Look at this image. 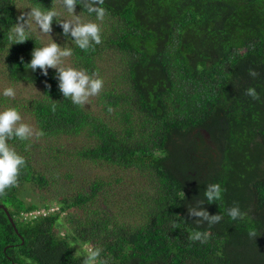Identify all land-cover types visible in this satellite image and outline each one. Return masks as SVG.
Instances as JSON below:
<instances>
[{"label":"trees","instance_id":"obj_1","mask_svg":"<svg viewBox=\"0 0 264 264\" xmlns=\"http://www.w3.org/2000/svg\"><path fill=\"white\" fill-rule=\"evenodd\" d=\"M88 2L75 9L100 23ZM60 3L0 0L1 74L38 87L0 103L44 133L8 141L26 166L0 196L20 235L0 210V264H83L87 246L102 249L107 264H264V0H105L102 43L87 51L71 28H57V15L61 50L73 51L65 65L104 81L84 106L62 96L56 69L44 76L26 67L46 46L35 21L23 44L8 39L30 6L61 12ZM249 87L259 100L245 95ZM213 183L222 198L202 207L223 219L198 227L188 209ZM29 187L45 195L40 205L25 203ZM234 204L243 219L227 215ZM53 205L45 217L21 219ZM197 230L206 243L189 239Z\"/></svg>","mask_w":264,"mask_h":264},{"label":"clouds","instance_id":"obj_2","mask_svg":"<svg viewBox=\"0 0 264 264\" xmlns=\"http://www.w3.org/2000/svg\"><path fill=\"white\" fill-rule=\"evenodd\" d=\"M57 3V0H56ZM77 0H63V4L67 8V13L72 14V20H65L61 23L63 32L67 34L71 28V36L75 38V45L83 51H87L94 45L102 43L101 24L94 21H84L81 16L74 15V10ZM105 0H89L85 8L89 14L94 13L96 21L103 22L106 17V10L103 7ZM58 11L53 8L48 11H43L39 4L30 6L27 13L22 12L16 18V22L9 29L8 39L12 44H23L29 39V31L26 28H31V21H35L40 31L47 34L51 31L50 25L53 18L58 15ZM34 30V29H32ZM73 55L72 49L65 48L61 50L57 44L48 42L46 46L36 47L31 53L30 63L26 65L32 72L37 68L41 70L44 76H47V69H56L58 73L59 89L64 98H70L74 105L84 106L89 102L90 97L100 94L103 89L104 81L99 77L97 71L91 75L84 69H76L65 65V60ZM23 63V58H21ZM249 75L255 77L258 75L254 70L249 69ZM50 89V85H45ZM3 96L14 98L16 93L12 87H7L3 90ZM245 95L250 96L253 100H259L260 96L257 91L249 87ZM53 102V111L55 110ZM108 112L113 109L109 106ZM39 138L44 135L42 131H36L32 126L23 122L20 112L14 107H7L0 111V196L6 195V190L18 186V180L21 175V169L26 166V160L19 155L14 147L10 146L8 141L16 138L20 141H28L33 136ZM30 145H26L27 151ZM224 189L219 183L209 184L204 191L205 199L197 200L196 207H189L188 215L197 217L195 225H200L205 222L209 226L218 224L223 216L220 214L209 215L203 210L205 201L212 204L222 198ZM199 208L200 210H197ZM227 215L232 219H243L245 213L241 211L238 204H234L227 209ZM22 219V217H21ZM24 220V219H22ZM251 237H256L255 232H250ZM189 239L206 243L208 233L203 231H194ZM102 249L98 247H89L88 255L83 261V264H107L106 260L100 259Z\"/></svg>","mask_w":264,"mask_h":264},{"label":"rangeland","instance_id":"obj_3","mask_svg":"<svg viewBox=\"0 0 264 264\" xmlns=\"http://www.w3.org/2000/svg\"><path fill=\"white\" fill-rule=\"evenodd\" d=\"M24 6H27V2L24 1ZM60 9L63 10L61 12H58V17L61 21H65V20H72V14L67 13V8L65 5L60 3ZM74 15L76 16H81V19L84 21H87L85 19V17L80 14L76 9L74 10ZM101 23V22H100ZM35 28H36V35L41 38V40L43 41V43L45 45H47L48 42H52L57 44L58 47H60L62 49V44H61V39H63V36L59 35L53 25H50L51 31L47 34H44L40 31L38 25L35 24ZM61 32L63 31V28L61 26L57 27ZM58 31V30H57ZM59 32V31H58ZM39 34V35H38ZM69 62L68 58L65 60V64ZM1 69H0V96H3V90L7 87H12L15 90V93H20V97H22L23 99L25 98H30L33 95H35L36 93H38V87L37 86H33V85H27V84H11L10 82H8L6 79L3 78L2 74H1ZM4 110V105L0 103V111ZM27 118L31 121V118L29 117V115H27V117L25 118V120H27ZM31 140L34 142L33 137L31 138ZM45 198L44 194H38L37 192L34 191V189L32 187H29L25 190V192L23 193V199L25 201L26 204H41L43 202ZM50 204V203H49ZM56 207V205H55ZM54 205L52 206V210L55 208ZM41 208V207H40ZM64 216V214H63ZM58 230H60L61 233L64 232L65 230V226L63 224V221L61 220L59 222V226H58ZM86 248V249H85ZM89 247H83V250L88 252ZM76 254H80L79 250H77Z\"/></svg>","mask_w":264,"mask_h":264},{"label":"built area","instance_id":"obj_4","mask_svg":"<svg viewBox=\"0 0 264 264\" xmlns=\"http://www.w3.org/2000/svg\"><path fill=\"white\" fill-rule=\"evenodd\" d=\"M55 210V208L52 210V208L48 211L46 210L45 208H40L36 211H31L29 213H23L22 214V219L24 220H31L32 219H35V218H38L39 216L41 217H45L48 215V213L50 212H53Z\"/></svg>","mask_w":264,"mask_h":264},{"label":"water","instance_id":"obj_5","mask_svg":"<svg viewBox=\"0 0 264 264\" xmlns=\"http://www.w3.org/2000/svg\"><path fill=\"white\" fill-rule=\"evenodd\" d=\"M0 210H3V212L6 214L10 224L12 225V227L15 231V233L20 237L18 230H17V227L15 225V222H14L13 218L11 217V215L9 214L8 210L3 205H0ZM21 243L23 244V241H21Z\"/></svg>","mask_w":264,"mask_h":264}]
</instances>
